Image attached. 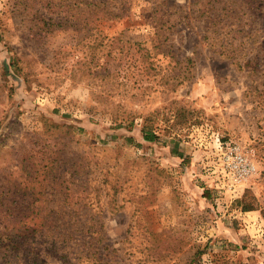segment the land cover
Returning a JSON list of instances; mask_svg holds the SVG:
<instances>
[{"label":"rangeland","instance_id":"rangeland-1","mask_svg":"<svg viewBox=\"0 0 264 264\" xmlns=\"http://www.w3.org/2000/svg\"><path fill=\"white\" fill-rule=\"evenodd\" d=\"M0 264H264V0H0Z\"/></svg>","mask_w":264,"mask_h":264},{"label":"trees","instance_id":"trees-1","mask_svg":"<svg viewBox=\"0 0 264 264\" xmlns=\"http://www.w3.org/2000/svg\"><path fill=\"white\" fill-rule=\"evenodd\" d=\"M239 64H241L239 62ZM142 133H143V138L148 141V142H154L159 140L160 135H158V133H156V131L153 130V128L151 127H147V125H144L142 128ZM246 210H248V208H246Z\"/></svg>","mask_w":264,"mask_h":264}]
</instances>
